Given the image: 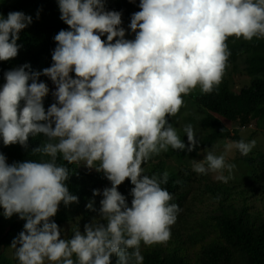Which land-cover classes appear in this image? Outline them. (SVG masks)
Wrapping results in <instances>:
<instances>
[{"label":"clouds","instance_id":"9594fccd","mask_svg":"<svg viewBox=\"0 0 264 264\" xmlns=\"http://www.w3.org/2000/svg\"><path fill=\"white\" fill-rule=\"evenodd\" d=\"M57 3L69 30L54 36L53 63L43 69L56 86V102L45 110L49 88L27 64L6 71L0 86V140L27 147L30 136L42 134L47 141L34 152L51 158L10 165L0 154V208L6 218L18 214L26 221L11 246L18 264H113V256L115 264H143L141 243H166L181 209L161 187L168 173L149 177L141 165L169 147L191 152L199 145L191 124L182 129L186 145L168 117L197 86L210 93L221 83L228 37L264 38V0H140L128 25L131 40L120 27L121 13L105 10L104 0ZM29 23L21 11L0 15V61L17 56L19 33ZM255 143L230 140L224 151L247 155ZM58 156L102 171L111 182L102 193L93 190L103 197V222L86 224L83 233L73 229L70 239L50 219L61 202H78ZM234 168L214 151L192 165L225 183ZM126 178L134 185L131 206L117 190Z\"/></svg>","mask_w":264,"mask_h":264},{"label":"trees","instance_id":"16d2710c","mask_svg":"<svg viewBox=\"0 0 264 264\" xmlns=\"http://www.w3.org/2000/svg\"><path fill=\"white\" fill-rule=\"evenodd\" d=\"M139 2L104 0L105 10L121 13V25L127 32L126 39L135 38V33L128 25L131 15L141 10ZM12 11H21L30 16L31 23L19 33L17 44L21 47L17 56L0 61V86L5 83L6 71L29 65L26 70L41 73L37 82H44L49 88V93L43 98V106L47 110L56 102L52 95L56 86L43 75V69L53 63L52 52L58 43L54 36L60 30H69V26L60 19L57 0H0V15L6 17ZM106 35L101 36V39H106ZM226 43L231 54L225 70L228 67L239 70L248 78V83L236 88L227 72L221 83L214 86L210 93L201 92L197 86L184 95V103H190L201 112L200 116H183L180 123L182 105L179 112L168 119L186 145L187 136L182 129L191 124L200 141L199 145L191 152L169 147L171 155H175L174 164L163 159L159 152L141 165L144 174L149 177L153 174L162 177L164 172L168 173L167 183L161 187L172 194L170 203L178 204L181 209L170 228L171 238L166 243L150 246L141 243L143 264H264V210L251 207L246 200L247 192H255L256 185H264V152L257 154V165L252 167V164H248L249 172L238 182L249 181L238 189L236 185L229 186L213 180L210 173L197 174L192 166L184 163L189 157L213 151L220 140H240L239 128H235V124L242 128L249 126L253 120L259 123L264 121V38L254 37L248 41L232 36L228 37ZM70 75L75 78V73ZM46 141L47 138L42 134L30 136L27 147L18 143L4 145L0 140V154L6 157V163L10 165L29 160L48 161L51 159L49 156L34 152ZM164 155L169 153L165 152ZM56 162L68 167L69 177L65 183L70 194L78 198V202H70L68 205L61 202L59 206H75L89 211L86 205L91 202L92 209L99 211L103 197L101 194L94 195L93 190L102 193L104 188L111 187L104 173L84 163L67 164L59 156ZM133 187L128 178L117 186L129 206L132 200L130 190ZM50 219L58 226L64 221L56 216ZM25 223L18 214L6 218L0 208V264H18L15 257L6 255V251L12 247L14 238L24 230ZM73 259H76L75 256ZM111 259L115 264L116 257Z\"/></svg>","mask_w":264,"mask_h":264},{"label":"rangeland","instance_id":"374dc122","mask_svg":"<svg viewBox=\"0 0 264 264\" xmlns=\"http://www.w3.org/2000/svg\"><path fill=\"white\" fill-rule=\"evenodd\" d=\"M120 27H123V25H120ZM124 28V27H123ZM125 29V28H124ZM127 35V32H125V36ZM230 73V76L232 77V82L234 83L236 88H240L248 83V78L243 75L239 70L237 69H231L230 67L225 70L224 73ZM201 112L197 111L193 106L190 105V103L187 105L186 103L183 104V107L181 108V114H180V123H182V117L184 116H193L194 118H198L200 116ZM185 123V121H184ZM235 128H239L238 135L240 139L247 141L255 140V147L251 150V152L247 155H241L238 152H228L225 153L224 151V145L226 142L230 141V139L227 140H220L216 143L214 152L217 155L225 154L226 162L232 163L235 165V168L232 171L231 178L225 183L229 186L236 185V188L238 189L241 186H245L248 181L238 182V180H241L240 178H244V176L249 172L248 164H252V167L254 165H257V154L259 152H264V121L259 123L253 120L249 126L240 128L237 124L234 125ZM165 152H168L169 155H164ZM172 150L167 151H161V155L163 159L167 160L169 163H176L175 155H171ZM206 154V153H205ZM201 154L198 157H189L185 160V164L187 166H192L194 161L203 160L204 155ZM156 162V160H155ZM213 180L215 179V173H210ZM224 175H229L227 171L224 172ZM246 200L251 204V207L260 208L264 210V185H256L255 186V192L249 191L246 193ZM56 217L62 218L64 221L61 225L58 226L59 229H61V238L64 239H70L73 234V229L79 228L80 231L84 229V226L86 224H90L93 221H99L100 215L99 211L96 209L90 208L89 211H84L76 208L75 206H58V211L55 214ZM6 255L10 256L11 258L15 257V250L11 247L7 249ZM45 264H50L47 260L45 261Z\"/></svg>","mask_w":264,"mask_h":264}]
</instances>
